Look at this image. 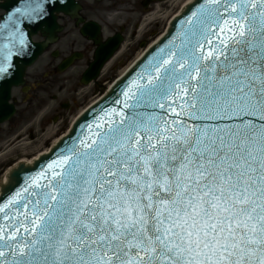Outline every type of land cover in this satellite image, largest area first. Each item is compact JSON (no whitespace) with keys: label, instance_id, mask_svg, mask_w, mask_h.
I'll return each mask as SVG.
<instances>
[{"label":"snow or ice","instance_id":"1","mask_svg":"<svg viewBox=\"0 0 264 264\" xmlns=\"http://www.w3.org/2000/svg\"><path fill=\"white\" fill-rule=\"evenodd\" d=\"M161 53L0 197V264H264V0H204Z\"/></svg>","mask_w":264,"mask_h":264},{"label":"water","instance_id":"2","mask_svg":"<svg viewBox=\"0 0 264 264\" xmlns=\"http://www.w3.org/2000/svg\"><path fill=\"white\" fill-rule=\"evenodd\" d=\"M10 3L3 7L7 14L2 17L0 23V69H3L0 71V107L5 106L10 88L21 85L25 68L34 62L41 51L39 46L29 44L30 36L37 31L47 33L49 27L54 31V13L63 12L70 15L75 13L72 0H23L19 4L15 1ZM203 3L204 0H195L193 4L187 6L181 16L172 22L165 37L152 47L102 100L82 114L72 126L69 134L53 148L49 155H44L32 166L19 164L18 168L10 173L8 183L2 187L0 197L4 200L11 198L16 192L29 186L33 178H39L40 183H45L46 177L51 176L49 165L66 154L72 145L78 144L80 139L88 137L90 126L95 131L96 124L104 122L102 118L106 113L111 114L113 109H122L123 92L134 80L146 75L151 65L161 56V50H170L173 43L180 45L187 28L188 18ZM194 4L196 7H193ZM217 43L218 41L213 38V45ZM205 49H208L207 42H205ZM10 178H13L11 183Z\"/></svg>","mask_w":264,"mask_h":264},{"label":"flooded vegetation","instance_id":"3","mask_svg":"<svg viewBox=\"0 0 264 264\" xmlns=\"http://www.w3.org/2000/svg\"><path fill=\"white\" fill-rule=\"evenodd\" d=\"M77 1L81 6V17L84 20V23L90 21L96 22L102 27L103 32L104 27H106V36L115 34L119 28H123L125 37L129 35L127 47L116 60V63L119 65L126 62L134 54L136 48L138 46L140 47L141 43L143 44L146 42L147 30L144 31L140 38L137 35V31L140 29L141 17L151 15L156 18L161 16L163 11L162 2H157L156 0ZM108 20L111 22H108ZM70 22V20L64 17L60 19L62 34L60 35L58 42L53 47H50L45 54L47 67L48 69H52L50 73L55 77L58 76L56 68L54 67L55 63H58L68 55H79V60L74 62L68 74L63 78L67 81H72L76 77H80L88 63L91 61L95 50L93 43L82 39L81 35L70 26ZM72 24L80 31L81 25H77L76 22ZM158 27L159 21H155L149 30V34H156ZM29 77L31 80H37V72L28 74V78ZM109 77L110 75L107 74L106 79ZM74 107L75 105H71V107L66 106L65 108L69 112L70 109L73 110ZM64 116L65 115L62 117Z\"/></svg>","mask_w":264,"mask_h":264},{"label":"rangeland","instance_id":"4","mask_svg":"<svg viewBox=\"0 0 264 264\" xmlns=\"http://www.w3.org/2000/svg\"><path fill=\"white\" fill-rule=\"evenodd\" d=\"M116 74H118V72ZM94 98L83 103L82 106L79 105L78 109L73 114H68L62 122V126H57V124L51 123L53 115H47L43 120L45 124L42 125V123H40V114L37 110L33 111L28 122L29 124L26 126H18L19 137L22 139L19 140L18 143L16 142L14 145H10L7 148L3 147V155L0 157V179L2 178L5 169H7V166L19 160H29L35 157L38 153L45 151L58 135L63 134L67 130L71 120L76 114L92 102ZM18 99H21L20 95H18ZM37 107L38 106H35V109H37ZM22 110V108H19V120L21 119ZM54 132H56V135H54ZM31 137L34 138L33 141L29 140Z\"/></svg>","mask_w":264,"mask_h":264},{"label":"bare ground","instance_id":"5","mask_svg":"<svg viewBox=\"0 0 264 264\" xmlns=\"http://www.w3.org/2000/svg\"><path fill=\"white\" fill-rule=\"evenodd\" d=\"M25 162H26V163H30V162H31V160H30V161L28 160V161H25Z\"/></svg>","mask_w":264,"mask_h":264}]
</instances>
